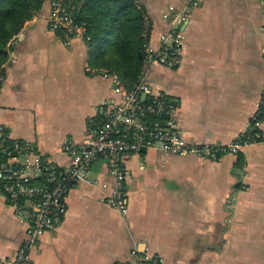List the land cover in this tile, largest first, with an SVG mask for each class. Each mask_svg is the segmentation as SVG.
<instances>
[{
	"label": "crops",
	"instance_id": "obj_1",
	"mask_svg": "<svg viewBox=\"0 0 264 264\" xmlns=\"http://www.w3.org/2000/svg\"><path fill=\"white\" fill-rule=\"evenodd\" d=\"M137 1L151 20L149 44L156 49L171 29L165 15L188 0ZM50 8L47 0L7 50L0 125L12 142H32L66 167L63 140L89 137L113 81L91 70L86 38L66 45L50 30ZM184 35L180 66L154 65L151 84L178 103L189 143L227 145L251 127L259 108L264 0H201ZM257 127L262 141L243 147L242 155L209 159L152 149L124 156L126 214L105 202L115 179L98 160L91 175L108 188L71 190L62 224L42 234L32 251L35 264H117L130 261L134 250L165 264H264V121ZM28 230L0 189V257H13Z\"/></svg>",
	"mask_w": 264,
	"mask_h": 264
},
{
	"label": "built area",
	"instance_id": "obj_2",
	"mask_svg": "<svg viewBox=\"0 0 264 264\" xmlns=\"http://www.w3.org/2000/svg\"><path fill=\"white\" fill-rule=\"evenodd\" d=\"M138 7L142 6L135 0ZM201 0H188L183 9L165 15L170 31L162 35L160 46L149 44L151 20L144 16V37L147 40L145 68L138 81L126 86L116 74L103 71L113 81V96L101 105V115L90 120L89 137L82 142L65 138L62 150L68 156L66 167L60 166L48 154L37 150L29 141L8 144V128L0 125V189L13 208L15 216L29 225L28 236L11 258L0 257V264H35L32 251L45 232H54L68 212V195L78 184L108 188L99 178H93L92 167L98 160L108 163L115 179L105 202L126 214L128 211V171L123 157L140 153L143 149L158 150L172 155L217 159L237 154L246 145L255 143L244 139L243 132L227 145H196L189 143L179 125V105L156 93L150 81V69L160 65L177 69L182 61L184 28L191 13ZM83 0H50L48 25L66 45L74 38L86 37V29L76 22ZM10 60V59H9ZM8 60V62H9ZM5 80V68L0 71V88ZM264 111V87L259 108L253 121ZM117 264H165L150 253L132 252V259Z\"/></svg>",
	"mask_w": 264,
	"mask_h": 264
},
{
	"label": "trees",
	"instance_id": "obj_3",
	"mask_svg": "<svg viewBox=\"0 0 264 264\" xmlns=\"http://www.w3.org/2000/svg\"><path fill=\"white\" fill-rule=\"evenodd\" d=\"M46 1L0 0V71L8 63L7 50L15 37L41 12ZM144 16V10L134 0H83L76 22L85 27L89 48L96 49L89 60L91 70L116 74L129 87L138 81L146 60ZM257 120L264 121V111ZM246 138L250 142L262 141L255 121L244 134Z\"/></svg>",
	"mask_w": 264,
	"mask_h": 264
},
{
	"label": "rangeland",
	"instance_id": "obj_4",
	"mask_svg": "<svg viewBox=\"0 0 264 264\" xmlns=\"http://www.w3.org/2000/svg\"><path fill=\"white\" fill-rule=\"evenodd\" d=\"M90 50H91V56H90V59H91V58H93V56L95 55V53H96V49H93V48H92V49H90ZM90 59H89V60H90Z\"/></svg>",
	"mask_w": 264,
	"mask_h": 264
},
{
	"label": "water",
	"instance_id": "obj_5",
	"mask_svg": "<svg viewBox=\"0 0 264 264\" xmlns=\"http://www.w3.org/2000/svg\"><path fill=\"white\" fill-rule=\"evenodd\" d=\"M142 151H145V149H143Z\"/></svg>",
	"mask_w": 264,
	"mask_h": 264
}]
</instances>
